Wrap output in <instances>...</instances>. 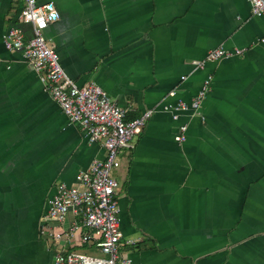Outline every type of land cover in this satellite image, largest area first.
Masks as SVG:
<instances>
[{"label":"crops","instance_id":"0c3cea01","mask_svg":"<svg viewBox=\"0 0 264 264\" xmlns=\"http://www.w3.org/2000/svg\"><path fill=\"white\" fill-rule=\"evenodd\" d=\"M49 1L58 18L44 36L68 76L98 84L126 119L152 110L119 153V253L131 264H264V13L248 0L37 3ZM21 6L0 0V264H52L47 199L105 148L68 121L21 51L5 47L11 26L29 36ZM217 47L244 50L193 70ZM208 74L200 107L173 119L170 107L191 102Z\"/></svg>","mask_w":264,"mask_h":264},{"label":"built area","instance_id":"2783aa9c","mask_svg":"<svg viewBox=\"0 0 264 264\" xmlns=\"http://www.w3.org/2000/svg\"><path fill=\"white\" fill-rule=\"evenodd\" d=\"M17 1L22 5L18 17L21 22L30 25V33L26 37L22 27L11 26L3 35L5 47L21 51L30 66L40 73L46 89L68 121L78 124L90 143L102 141L105 148L103 158L93 159L89 167L75 174L74 184L59 182L55 192L47 199L41 231L56 246L52 264H131L130 258L121 255L118 250L122 238L116 197L118 182L110 177L109 170L119 165L117 156L122 149L133 147L134 138L142 131L152 110L147 109L138 117L126 119V110L98 84L88 82L78 85L65 72L58 53L44 36L47 25L58 18L53 2ZM248 1L254 15L264 13V0ZM260 40L264 42V38ZM243 50L238 47L230 51L223 47L213 48L203 58L192 60L191 64L193 70L201 69L206 62L239 55ZM186 77L180 76L181 79ZM211 80L208 74L191 102L178 99L170 107L172 118L177 119L180 112L189 108L198 109ZM175 93L172 89L167 94L174 96ZM186 128L185 123L178 125L175 140L182 142L185 139ZM68 213H73L74 218L68 226H64ZM127 242L133 243L134 240ZM77 243L90 244L98 248L101 255L69 248Z\"/></svg>","mask_w":264,"mask_h":264},{"label":"rangeland","instance_id":"374dc122","mask_svg":"<svg viewBox=\"0 0 264 264\" xmlns=\"http://www.w3.org/2000/svg\"><path fill=\"white\" fill-rule=\"evenodd\" d=\"M122 156H123V154H118L117 158H118V161H119V165L117 167H112L109 170L110 177L114 178L119 183L118 184L119 186H120V178H119V175H118V169H119V166H120L121 159H122V164H123V158H121ZM58 183H59V181L57 182V184ZM119 186H117V189L119 188ZM91 247H93V248L90 251L89 250L86 251L85 253L92 254V255H101V253L98 251V248H96V247H94L92 245H91ZM82 250H78V251H82Z\"/></svg>","mask_w":264,"mask_h":264},{"label":"clouds","instance_id":"9594fccd","mask_svg":"<svg viewBox=\"0 0 264 264\" xmlns=\"http://www.w3.org/2000/svg\"><path fill=\"white\" fill-rule=\"evenodd\" d=\"M53 15H55V12L53 11Z\"/></svg>","mask_w":264,"mask_h":264},{"label":"snow or ice","instance_id":"6c2138e0","mask_svg":"<svg viewBox=\"0 0 264 264\" xmlns=\"http://www.w3.org/2000/svg\"><path fill=\"white\" fill-rule=\"evenodd\" d=\"M41 24H43V21H41Z\"/></svg>","mask_w":264,"mask_h":264}]
</instances>
